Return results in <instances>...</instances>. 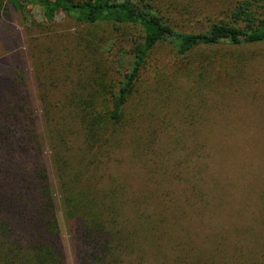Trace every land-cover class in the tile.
<instances>
[{
	"label": "rangeland",
	"instance_id": "1",
	"mask_svg": "<svg viewBox=\"0 0 264 264\" xmlns=\"http://www.w3.org/2000/svg\"><path fill=\"white\" fill-rule=\"evenodd\" d=\"M238 1L150 0L164 21L188 32L225 18ZM4 4L9 8L0 15V91L23 77L36 109L38 133L49 135L40 110L43 92L65 135H79L71 116V95L92 69L84 54L91 46L84 40L89 37L86 28L61 13L45 23L35 5L17 9L8 0ZM98 29L99 36L111 35L109 26ZM126 30L128 34L117 36L114 40L119 41L106 54L113 79L121 71L118 49L129 47L139 33L138 28ZM151 60L157 65L154 72H162L168 80L149 84L145 101L132 100L133 114L138 115L134 128L125 133L129 146H122L100 165L97 176L102 186L119 187L124 202L121 215L128 229L137 227L134 220L139 213L153 216L157 202L173 204L177 212L179 204L189 200L188 218L182 222L187 232L173 231L178 234L172 238L176 242L189 239L212 248V240L222 235L226 251L260 246L264 238V42L207 49L196 61L186 60L187 65L195 61L191 73L178 70L183 62L178 64L165 44ZM201 71L209 85L198 82ZM136 135L146 137L147 147L133 143ZM137 242L141 247L122 255L121 264H166L172 255L173 246L163 238L156 241L159 248L155 240L142 235ZM67 248L70 264H76L70 243Z\"/></svg>",
	"mask_w": 264,
	"mask_h": 264
},
{
	"label": "trees",
	"instance_id": "2",
	"mask_svg": "<svg viewBox=\"0 0 264 264\" xmlns=\"http://www.w3.org/2000/svg\"><path fill=\"white\" fill-rule=\"evenodd\" d=\"M4 1L0 0V15L9 8ZM8 3L17 9L37 6L45 23L61 13L85 27L89 37L84 40L91 46L84 54L92 69L87 81L80 82L71 95V116L79 133L73 138L65 135L52 116L54 108L43 92L40 110L49 135L38 133L36 109L23 77L0 91V264H70L67 243L76 264H121L122 255L141 247L137 242L141 235L155 243L163 238L173 246L169 261L162 262L166 264H262L264 238L254 249L233 247L230 251L225 250L222 235L212 240V248L189 239L183 243L173 240L178 235L173 231H186L182 222L188 218L189 200L182 201L177 212L173 204L157 202L153 216L139 213L134 220L137 227L128 229L121 215L124 202L119 199V187L104 188L97 170L122 146H129L125 133L134 128L138 115L133 114L132 100L145 101L149 84L168 80L162 72H154L157 65L151 58L156 49L168 45L177 63L183 62L178 70L191 73L192 65L207 49L262 43L264 0H239L225 18L193 32L164 21L150 0ZM99 26H109L111 35L99 36ZM128 27L138 28L139 33L131 38L129 47L118 49L117 68L121 71L113 79L106 54L119 41L114 40L117 36L128 34ZM189 59L195 61L187 65ZM204 71L197 80L209 85ZM145 138L136 135L133 143L147 147ZM192 186L198 190L194 183Z\"/></svg>",
	"mask_w": 264,
	"mask_h": 264
}]
</instances>
